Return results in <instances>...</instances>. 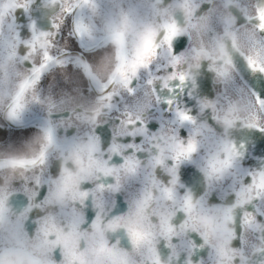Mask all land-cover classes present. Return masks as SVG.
<instances>
[{"label":"clouds","instance_id":"1","mask_svg":"<svg viewBox=\"0 0 264 264\" xmlns=\"http://www.w3.org/2000/svg\"><path fill=\"white\" fill-rule=\"evenodd\" d=\"M0 264H264V0H0Z\"/></svg>","mask_w":264,"mask_h":264}]
</instances>
